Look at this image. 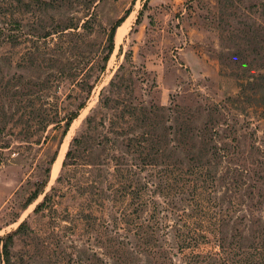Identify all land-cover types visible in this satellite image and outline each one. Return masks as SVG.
I'll return each mask as SVG.
<instances>
[{
	"label": "rangeland",
	"instance_id": "1",
	"mask_svg": "<svg viewBox=\"0 0 264 264\" xmlns=\"http://www.w3.org/2000/svg\"><path fill=\"white\" fill-rule=\"evenodd\" d=\"M41 1L0 0L14 35L0 40V264H167L171 220L205 231L196 250H221L229 261L219 262L264 264V0ZM83 100L57 146L55 121ZM160 143L182 168L205 153L215 178L205 216L192 211L188 226L168 211L153 217L151 202L140 210L132 194L109 196L116 166L157 181L174 162L158 156ZM55 148L60 163L23 209ZM174 175L142 197L168 201Z\"/></svg>",
	"mask_w": 264,
	"mask_h": 264
},
{
	"label": "trees",
	"instance_id": "2",
	"mask_svg": "<svg viewBox=\"0 0 264 264\" xmlns=\"http://www.w3.org/2000/svg\"><path fill=\"white\" fill-rule=\"evenodd\" d=\"M21 1V0H19ZM42 4H45L46 6L49 5V2L46 0L41 1ZM129 11L127 10L124 15L119 17L111 26L109 33L107 35V52L103 57V62L104 64L109 58V55L111 51L113 50V45H114V36H115V31L116 28L122 23V21L126 18L127 14ZM9 21L6 20H0V40L5 38L9 43L13 40V33L10 32V28L7 27L9 25ZM92 85L89 86L88 91H90ZM85 100L79 102L75 109L67 113L61 120L55 121L54 127L58 129V134H57V146L62 142V139L64 135L66 134L72 120L77 116L79 110L84 107L85 105ZM86 121L89 123L90 127L89 130H92L96 127L95 124L91 125V118L87 117ZM160 138L157 139L159 141ZM81 140L79 137H73L71 142H70V147L67 149L65 152L64 160L62 161V166L65 165L67 157L71 156L74 152L72 149L71 145L80 143ZM161 145V143H160ZM178 148V146H177ZM164 147L161 145L160 147V152L158 156H161L164 160L168 158V154L173 157L174 156V162L169 165V163H164L160 170L158 171V179L157 181L153 180H147L145 183L140 182V178L136 177V173L133 172L129 168H119V167H114L113 172L117 178H115V182H111V187H114V184H118V188L114 189L113 193L109 196H112L114 200L121 198H124L125 196H129V194L134 195V200L139 199V208L140 210H145L144 208L148 206V203L151 202L152 204V209H153V217H156L159 213H162L163 211H168L170 214H173L176 216V220L178 221H183L184 224L187 226L189 225L188 219L193 216V213H198L201 215L200 212H203V216H205V207L203 204H207L208 199L215 194V178L209 177V169L207 170L206 164L203 162L202 159V153L198 157H192L191 161H189L186 165L185 168L180 167L182 164V159H178L176 156V151L175 149L170 152V153H165ZM57 155V149L52 152V154L49 156L46 162V166L44 169L43 173V178L39 182L38 186L28 195V197L25 199V202L23 204V209L27 207L40 193L42 188L46 185L49 175H50V170H51V165L55 160V157ZM119 163L123 164L122 162L119 161ZM147 164V162H145ZM175 173L173 179L175 183L177 184V187H175V192L171 194V196L167 199L168 201L165 200H153V199H145L143 198V191L148 192L147 185H151L153 187H156L159 190H162L161 187H168L167 181H164L162 178H166L168 174ZM186 174V176H185ZM60 177L57 178L59 180ZM170 179V178H169ZM135 181L137 182V187L135 190H131L130 187H132L133 184H135ZM188 190V191H187ZM188 195V199L181 197V195L185 194ZM164 195V193H162ZM48 194H46L41 201V203L37 204L35 206V210L41 208L43 206V202L45 201L46 197ZM179 205L183 206L182 208L178 207ZM190 206V208H189ZM169 207V209H168ZM139 210V211H140ZM179 211V213H178ZM190 211V212H189ZM159 218V216H158ZM175 220V221H176ZM116 219H114L115 223ZM171 226L165 224L164 226L166 229L168 228H174L176 233L175 237L177 239L176 242V252H169L170 254H165L162 255L163 260H167V264H179L178 258L174 260V255H181L182 257H185L186 260L184 261V264H226L224 262H219L218 260L220 259H226V261H229L228 258H225L223 256L222 251L219 250V252L215 251H210V252H203L202 250H196L198 248L199 243L203 242V240L207 239V235L205 231H191L192 229L187 230L186 232H182L179 230L178 223L174 222L171 220ZM24 224V221L21 222L17 230L20 229ZM183 224V225H184ZM191 224V223H190ZM114 225V224H112ZM178 230V231H177ZM217 235L220 234L219 231L216 233ZM10 236V235H8ZM156 240H159L157 237L155 238ZM9 243L6 241L3 245V252L6 256L8 257V251H9ZM219 248H221V245H218ZM159 247L161 248L162 245L159 244ZM187 251V254L185 251ZM181 259V257H180ZM231 264H235V261H231Z\"/></svg>",
	"mask_w": 264,
	"mask_h": 264
},
{
	"label": "bare ground",
	"instance_id": "3",
	"mask_svg": "<svg viewBox=\"0 0 264 264\" xmlns=\"http://www.w3.org/2000/svg\"><path fill=\"white\" fill-rule=\"evenodd\" d=\"M125 25H126V21H123L118 27H117V30H116V33H115V39L116 40H119L123 33H124V30H125ZM62 152H63V148L60 149L59 153H58V156L55 160V163H54V167H52L53 169H55V166L58 165L60 163V159H61V155H62ZM54 172V171H53Z\"/></svg>",
	"mask_w": 264,
	"mask_h": 264
},
{
	"label": "water",
	"instance_id": "4",
	"mask_svg": "<svg viewBox=\"0 0 264 264\" xmlns=\"http://www.w3.org/2000/svg\"><path fill=\"white\" fill-rule=\"evenodd\" d=\"M58 155V154H57ZM55 160H56V158H55Z\"/></svg>",
	"mask_w": 264,
	"mask_h": 264
}]
</instances>
